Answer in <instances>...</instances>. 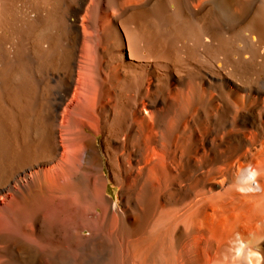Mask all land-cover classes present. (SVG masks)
Wrapping results in <instances>:
<instances>
[{"label":"bare ground","instance_id":"1","mask_svg":"<svg viewBox=\"0 0 264 264\" xmlns=\"http://www.w3.org/2000/svg\"><path fill=\"white\" fill-rule=\"evenodd\" d=\"M0 264H264V0H0Z\"/></svg>","mask_w":264,"mask_h":264},{"label":"rangeland","instance_id":"2","mask_svg":"<svg viewBox=\"0 0 264 264\" xmlns=\"http://www.w3.org/2000/svg\"><path fill=\"white\" fill-rule=\"evenodd\" d=\"M108 197L112 199L115 205L119 206L121 204L119 188H112L108 194Z\"/></svg>","mask_w":264,"mask_h":264}]
</instances>
